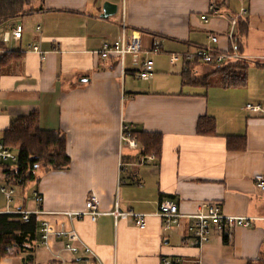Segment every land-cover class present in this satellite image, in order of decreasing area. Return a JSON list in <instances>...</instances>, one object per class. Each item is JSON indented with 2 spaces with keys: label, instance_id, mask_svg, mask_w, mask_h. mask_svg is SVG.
I'll use <instances>...</instances> for the list:
<instances>
[{
  "label": "crops",
  "instance_id": "1",
  "mask_svg": "<svg viewBox=\"0 0 264 264\" xmlns=\"http://www.w3.org/2000/svg\"><path fill=\"white\" fill-rule=\"evenodd\" d=\"M106 2L118 7L109 18L101 16ZM29 10L0 24L10 25L0 39L10 55L0 58V141L14 121L36 114L42 130L66 136L71 163L62 170L39 166L33 181L16 186L0 162V234L8 223H34L8 231L14 243L0 264L72 262L68 242L89 247L96 264H264V190L254 181L264 176V0H34ZM19 25L22 37L15 39ZM114 41L138 42L141 51L101 57ZM200 46L236 51L243 60L225 65H247L245 86L224 87L216 75L209 85L185 82L182 62L173 64L171 55ZM148 60L154 75L142 79ZM214 66L197 63L191 76ZM203 118L213 119L214 133H198ZM125 130L158 135L159 154H144L137 140L136 147L123 142ZM3 189L14 190L11 201ZM92 195L102 214L95 221L76 216ZM164 201L183 215L219 204L252 226L213 229L208 243L194 246L187 232L194 221L165 227ZM116 203L143 215L146 228L112 215ZM23 211L32 212L28 222ZM44 222L74 237L45 241Z\"/></svg>",
  "mask_w": 264,
  "mask_h": 264
},
{
  "label": "built area",
  "instance_id": "2",
  "mask_svg": "<svg viewBox=\"0 0 264 264\" xmlns=\"http://www.w3.org/2000/svg\"><path fill=\"white\" fill-rule=\"evenodd\" d=\"M232 24L235 26L237 24V20H232ZM23 28L21 25L17 26L13 35L15 39H21ZM212 42H218L217 37H212ZM38 50L37 47L34 48ZM141 51V46L138 42L132 44H126L124 41H114L111 43H105L101 50V57L107 58L110 55L116 54L119 55L122 59L127 54H138ZM160 48L157 46L153 49V53H159ZM242 61V57L235 51L234 53L221 52L217 51L211 47L200 46L196 49V51L192 53H184V54H172L171 62L179 63L182 62V69L185 72L190 71L193 66L196 67L197 63H204L209 65H222L229 61ZM154 75V62L152 60H148L143 64V69L139 73V77L142 79L151 78ZM248 108L253 110H259V107H254L248 105ZM121 140L123 142H127L130 146H137L136 138L129 131H123L121 135ZM18 154L13 151L11 148L7 147L2 141H0V162L4 165L13 164L17 162ZM254 181L257 187L261 190H264V176L256 175L254 177ZM5 194L7 195L9 201L14 194V190L12 189H3ZM34 198L40 204L42 202V198L38 193L34 194ZM100 208V199L96 195H92L85 204V211L77 213L76 216L83 217L88 215L91 217L93 221L97 219V217L102 214L99 210ZM208 211L206 213H199L196 215H183L179 212L178 206L171 201H164L161 205V209L159 215L164 219L165 227L169 228L171 226L182 227L186 220H193L194 222L187 225V232L192 236L191 242L194 246H201L205 243L209 242V236L213 229L218 231H223L225 229H232L235 227H245L249 228L252 226V221L249 218L242 217H230L223 213L221 206L219 204L211 203L207 206ZM23 215V220L28 222L30 219V215L32 212H18ZM37 214L40 212L37 211ZM116 218H134L136 220V225L145 229L146 224L144 221V216L140 214L134 213L133 210H122L119 207V204H115V209L111 213ZM43 239L47 241L51 235H55L57 238H68L72 239L74 237V233H67L63 231H55L51 225L47 222L43 223ZM65 249L70 252L76 258L72 262H60L59 264H79L80 259L77 257H88L89 262L92 259L93 252L89 247L77 246L72 242H68L65 245ZM88 264H96L91 261ZM162 264H181L179 259L170 260L164 259Z\"/></svg>",
  "mask_w": 264,
  "mask_h": 264
},
{
  "label": "trees",
  "instance_id": "3",
  "mask_svg": "<svg viewBox=\"0 0 264 264\" xmlns=\"http://www.w3.org/2000/svg\"><path fill=\"white\" fill-rule=\"evenodd\" d=\"M34 0H0V24L10 18L21 16L27 12ZM236 47H238L235 42ZM247 65H216L213 72L205 75L203 79L193 78L191 71L183 74L184 80L193 85H209L212 75L220 76V83L227 88L241 87L246 84ZM199 134H212L215 131V123L211 118H203L198 123ZM3 143L9 147L18 148V160L13 164H7L8 177L16 186H24L35 179V172L39 166L49 170H62L71 163L66 151V136L42 130L38 126V117L31 114L14 121L4 134ZM137 142L143 148L144 154H159L161 138L158 135L132 132ZM9 167H14L11 169ZM6 216L3 221H6ZM34 223L28 224L8 223L10 228L0 234V259L9 254V249L14 243V237H9L8 231L20 229L26 231ZM252 264V263H251Z\"/></svg>",
  "mask_w": 264,
  "mask_h": 264
},
{
  "label": "rangeland",
  "instance_id": "4",
  "mask_svg": "<svg viewBox=\"0 0 264 264\" xmlns=\"http://www.w3.org/2000/svg\"><path fill=\"white\" fill-rule=\"evenodd\" d=\"M30 12V10H29V8H27V12H26V14H28ZM26 24V26H31V24L30 23H25ZM29 28H31V27H29ZM7 31H10V25L9 24H3V25H0V39L1 40H3V38L5 37V33L7 32ZM7 45H8V47H14L15 46V43H13V42H9V43H7ZM1 50V49H0ZM5 50H1V52L0 53H2V54H0L1 55V57L0 58H6V57H10V55L8 54V53H5L4 52ZM211 72H208V73H206V74H204V75H208V74H210ZM203 75V76H204ZM203 76H201V77H199V78H197V79H203ZM211 79H212V77L211 78H209V81H211ZM217 80H220V76H218V75H216L214 78H213V81L214 82H216Z\"/></svg>",
  "mask_w": 264,
  "mask_h": 264
},
{
  "label": "water",
  "instance_id": "5",
  "mask_svg": "<svg viewBox=\"0 0 264 264\" xmlns=\"http://www.w3.org/2000/svg\"><path fill=\"white\" fill-rule=\"evenodd\" d=\"M118 7L117 5H114L112 3L106 2L103 6V18H109L110 16H113L117 13Z\"/></svg>",
  "mask_w": 264,
  "mask_h": 264
}]
</instances>
